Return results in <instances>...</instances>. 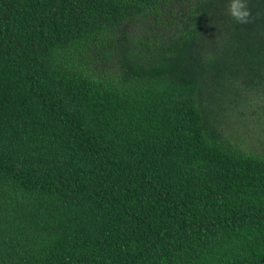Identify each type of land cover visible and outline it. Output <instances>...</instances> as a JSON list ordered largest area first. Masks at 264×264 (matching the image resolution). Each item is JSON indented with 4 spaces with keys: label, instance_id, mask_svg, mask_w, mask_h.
Returning <instances> with one entry per match:
<instances>
[{
    "label": "trees",
    "instance_id": "obj_1",
    "mask_svg": "<svg viewBox=\"0 0 264 264\" xmlns=\"http://www.w3.org/2000/svg\"><path fill=\"white\" fill-rule=\"evenodd\" d=\"M228 2L0 0V264H264V0Z\"/></svg>",
    "mask_w": 264,
    "mask_h": 264
},
{
    "label": "clouds",
    "instance_id": "obj_2",
    "mask_svg": "<svg viewBox=\"0 0 264 264\" xmlns=\"http://www.w3.org/2000/svg\"><path fill=\"white\" fill-rule=\"evenodd\" d=\"M228 14L237 23H250L252 21V13L248 6V0H229Z\"/></svg>",
    "mask_w": 264,
    "mask_h": 264
},
{
    "label": "rangeland",
    "instance_id": "obj_3",
    "mask_svg": "<svg viewBox=\"0 0 264 264\" xmlns=\"http://www.w3.org/2000/svg\"><path fill=\"white\" fill-rule=\"evenodd\" d=\"M254 118H256V116L254 117ZM258 138V136L256 137V138H254V137H252V139H250L253 143H251V144H249L251 147H253V148H255V149H259V150H261V149H264V147H262V146H260V145H258V144H256V143H254L255 141L254 140H256Z\"/></svg>",
    "mask_w": 264,
    "mask_h": 264
}]
</instances>
